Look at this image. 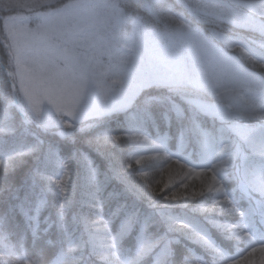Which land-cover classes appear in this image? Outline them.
<instances>
[{"label": "trees", "instance_id": "trees-1", "mask_svg": "<svg viewBox=\"0 0 264 264\" xmlns=\"http://www.w3.org/2000/svg\"><path fill=\"white\" fill-rule=\"evenodd\" d=\"M241 1L238 9L247 5L258 9L251 6L256 0ZM258 1L264 8V0ZM117 3L126 30L139 21L149 29L168 31L170 17L183 16L192 28L223 48V36L242 41L247 54L228 52L242 67L264 79V33L257 28L201 9H187L179 0ZM9 11L15 10L0 8V114H7L0 120V160L8 162L6 170L0 169V264H55L60 256L66 264H116L134 258L146 239H159L161 244L142 264H153L164 243L169 245L166 264H186L192 258L216 264L213 248L236 259L246 254L248 239L241 234L249 230L242 231L235 224L264 237V215L259 211L264 197L242 175L243 155L248 164L257 158L250 144L229 131H220L218 120L197 110L179 92L150 86L127 109L100 119L79 120L70 127L37 120L28 111L24 117L14 105H8L5 94L15 78L8 75V71L13 74L14 65L2 19ZM261 20L264 23V15ZM206 130L216 138L230 136L225 149L215 140V158L227 159V166L217 173L215 189L202 187L198 194L180 200L173 185L176 175L162 173L160 165L149 173L153 183L148 184L149 196L125 182L123 175H133L138 182L147 177L138 173L128 155L134 145L130 133L144 132L162 142L168 157L189 169L188 165L200 160V140ZM64 181L63 192L52 187ZM130 218L129 231L121 235L122 224ZM145 221L148 228L141 235ZM214 222L227 227L218 228ZM186 228L204 235L213 248L189 239ZM103 236L117 238L116 257L101 241Z\"/></svg>", "mask_w": 264, "mask_h": 264}, {"label": "rangeland", "instance_id": "rangeland-1", "mask_svg": "<svg viewBox=\"0 0 264 264\" xmlns=\"http://www.w3.org/2000/svg\"><path fill=\"white\" fill-rule=\"evenodd\" d=\"M58 1L0 0V8L15 10L2 19L14 65L13 74L8 71V75L15 78L5 94L8 105H14L24 117L28 111L37 120L70 127L79 120L100 119L127 109L144 88L166 87L216 118L220 130H230L260 155L243 172L248 184L264 197V152L252 146L264 133V79L250 73L228 52L247 54L242 41L223 36V48L192 28L183 16L170 17L168 31L149 29L139 21L126 30L117 0H63L54 8L40 9ZM256 1L251 6L258 9L250 5L238 9L241 0H179L187 9L229 17L264 33V8ZM208 134L213 139L210 131ZM224 135L218 140L225 149L230 137ZM128 137L134 144L128 155L138 173L147 177L139 182L133 175L123 178L144 196H149L148 184H153L149 173L159 165L162 173L176 175L174 189L183 200L202 187L215 189L216 168L227 164L225 158L212 160L214 151L205 154L203 135L201 160L189 169L172 161L163 143L148 134L133 132ZM182 181L185 183L180 184ZM52 187L61 192L65 181ZM245 229L249 230L241 234L248 239L245 257L228 258V264H264V241L253 229ZM101 241L116 257L117 238L103 236ZM116 264H127V260Z\"/></svg>", "mask_w": 264, "mask_h": 264}, {"label": "snow or ice", "instance_id": "snow-or-ice-1", "mask_svg": "<svg viewBox=\"0 0 264 264\" xmlns=\"http://www.w3.org/2000/svg\"><path fill=\"white\" fill-rule=\"evenodd\" d=\"M40 39H44L43 36L39 37ZM69 115H72L71 112L68 113ZM7 118V114H0V120H3ZM48 125H45V127H47ZM223 131V130H221ZM62 135H64L65 133H61ZM204 137V141H203V147L205 149V154L206 155H211L212 152L214 151V146H215V141L210 137V135L207 132H204L203 134ZM253 149H259L260 151L264 152V133H261V138L259 140L258 143L253 142ZM32 149H30L31 151ZM18 155H23L22 153L18 154ZM7 161L4 160H0V169H7ZM61 192L64 191L63 187H60ZM175 197H173L174 199ZM38 211V209H37ZM253 211H256L255 209H253ZM259 211L261 213V215H264V204L260 205ZM61 218L63 216V213L60 214ZM241 215L243 216L244 214L241 213ZM33 219H35V217H33ZM170 226L174 227L175 224L174 222H169ZM216 223V222H214ZM132 225V219L130 218L129 220L125 221L122 226H121V235L126 234L130 227ZM181 227H185L184 225H181ZM216 227L218 228H226V225L223 224H219L216 223ZM236 228L241 229L242 231H245V227L243 224H235ZM148 228V223L147 221H145L144 226L141 229V235H144V233L147 231ZM186 231L188 233V237L189 239L205 245L209 248H213V245L211 244V242L202 234L198 233L197 231L193 230V229H187ZM246 232V231H245ZM160 240L156 239V240H144L141 244V246L139 247L138 251L136 252L134 258L130 259L127 261V264H142V259L148 255L154 248H156L158 245H160ZM213 252L215 254V257H217V261L216 264H228V257L224 254V252L220 251L219 249H215L213 248ZM169 255V245L167 243H164L162 247H160L159 252L155 255V258L153 260V264H166V257ZM193 261H195V264H204V262L202 260H200L199 258H192V259H188L186 261V264H193ZM55 264H66V261L64 259L63 256H60L56 259Z\"/></svg>", "mask_w": 264, "mask_h": 264}, {"label": "clouds", "instance_id": "clouds-1", "mask_svg": "<svg viewBox=\"0 0 264 264\" xmlns=\"http://www.w3.org/2000/svg\"><path fill=\"white\" fill-rule=\"evenodd\" d=\"M133 103H135V101H133Z\"/></svg>", "mask_w": 264, "mask_h": 264}]
</instances>
